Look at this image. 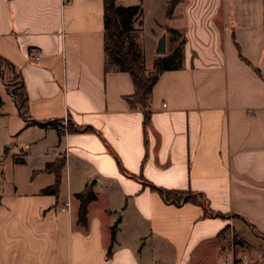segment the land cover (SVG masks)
<instances>
[{
    "label": "crops",
    "instance_id": "crops-1",
    "mask_svg": "<svg viewBox=\"0 0 264 264\" xmlns=\"http://www.w3.org/2000/svg\"><path fill=\"white\" fill-rule=\"evenodd\" d=\"M170 2L116 0L141 5L133 25L149 69L184 39L145 127L130 73L106 70L103 0H0V56L15 66L0 71V264H224L243 253L264 264V0H177L169 14ZM20 78L28 118L11 92ZM58 159L57 191L43 192ZM151 184L203 192L216 214ZM87 187L97 198L82 225L76 193Z\"/></svg>",
    "mask_w": 264,
    "mask_h": 264
},
{
    "label": "trees",
    "instance_id": "trees-1",
    "mask_svg": "<svg viewBox=\"0 0 264 264\" xmlns=\"http://www.w3.org/2000/svg\"><path fill=\"white\" fill-rule=\"evenodd\" d=\"M168 7V13L170 14L177 0H170ZM104 3V18H105V62L106 70L116 69L120 71H128L133 78L134 82V94L127 96V100L131 108H142L144 111V125L150 122L151 105L150 100L153 94V87L157 80L160 78V74L168 68H177L182 64L183 56V41L179 46L171 53L166 55H159L154 59L153 67L148 69L146 63L142 61L141 52L137 49V46L132 38L134 33L133 22L136 19L137 14L141 12V5L139 3L133 5H119L116 0H103ZM169 30H174L169 28ZM1 64L7 65L14 69L15 66L7 58L0 56V71L3 72ZM22 78L15 83V87L11 89L12 94L15 96L18 103V107L21 113L25 117H29L28 111V94L26 92L25 84L22 83ZM8 82V81H7ZM11 83L9 82V85ZM58 120H52L49 122L32 121L33 124L48 125L58 124ZM60 133L62 130L59 128ZM22 162L20 157L16 158ZM57 162L48 163L47 169L55 170L57 173L56 183L43 189V192L54 193L57 191L59 184L61 169L64 165V160L58 159ZM152 189L159 190L160 193L168 202H176L178 204L182 202L193 201L201 204L205 207L206 215H215L216 212L206 205V198L203 192L193 191L192 189L180 190V189H166L157 187L151 184ZM76 196L80 199L79 207V222L82 225L88 223V204L97 198L94 190L91 187H87L84 191L76 193ZM220 214L217 212V215ZM118 224L115 223L111 227V239L112 243L108 248L107 256L112 255L113 245L115 243L116 232Z\"/></svg>",
    "mask_w": 264,
    "mask_h": 264
},
{
    "label": "rangeland",
    "instance_id": "rangeland-1",
    "mask_svg": "<svg viewBox=\"0 0 264 264\" xmlns=\"http://www.w3.org/2000/svg\"><path fill=\"white\" fill-rule=\"evenodd\" d=\"M177 35V34H176ZM139 37H140V34H138V32H136L135 30H134V33L132 34V38H133V40H134V42H135V44H136V46H137V49L141 52V58H142V61H144L145 63H146V58H145V50H144V48H143V46H141L140 45V41H139ZM142 37V36H141ZM161 37V36H160ZM159 37V38H160ZM159 38H158V40H159ZM146 39H147V41H149L150 40V38H149V36L147 35L146 36ZM177 42H179L180 40H181V37L180 36H177ZM151 65H153V63L151 64L150 63V66ZM1 66L3 67V68H10L9 66H7V65H4V64H1ZM149 66V65H148ZM149 69V68H148ZM151 69V68H150ZM9 70V69H8ZM11 85H14L13 83L11 84ZM1 97L2 96H0V101H1ZM6 146H9L8 144H5L4 146H3V148H2V154H4V156H5V158H8V161L11 159V157H12V153H14L15 152V150L13 149H9L10 151H9V154L8 153H5V148H6ZM7 161V162H8ZM22 162H24V161H22ZM227 256V255H226Z\"/></svg>",
    "mask_w": 264,
    "mask_h": 264
},
{
    "label": "built area",
    "instance_id": "built-area-1",
    "mask_svg": "<svg viewBox=\"0 0 264 264\" xmlns=\"http://www.w3.org/2000/svg\"><path fill=\"white\" fill-rule=\"evenodd\" d=\"M58 127L60 129L64 128L62 124H58ZM69 205H70L69 201L65 202L64 205L61 207V210H68ZM223 263L224 264H251L249 255H247L246 253L234 254L233 256L227 255Z\"/></svg>",
    "mask_w": 264,
    "mask_h": 264
},
{
    "label": "water",
    "instance_id": "water-1",
    "mask_svg": "<svg viewBox=\"0 0 264 264\" xmlns=\"http://www.w3.org/2000/svg\"><path fill=\"white\" fill-rule=\"evenodd\" d=\"M166 37H167V34L166 33H163L161 35V37L159 38L158 40V43H157V51L159 53H165L167 51V45H166ZM8 146H6L5 150L7 149Z\"/></svg>",
    "mask_w": 264,
    "mask_h": 264
}]
</instances>
